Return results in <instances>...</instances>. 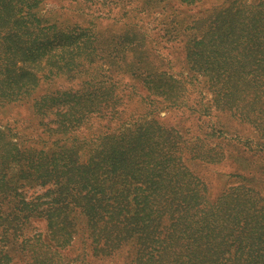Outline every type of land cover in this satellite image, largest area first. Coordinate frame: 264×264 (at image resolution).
Segmentation results:
<instances>
[{"label":"rangeland","instance_id":"obj_1","mask_svg":"<svg viewBox=\"0 0 264 264\" xmlns=\"http://www.w3.org/2000/svg\"><path fill=\"white\" fill-rule=\"evenodd\" d=\"M83 3L44 0L39 11L44 16L72 21L99 16V29L107 31L108 36L111 32L128 33L126 22H136L148 41V60L159 70L158 75L164 72L158 80L167 82L150 90L143 82L146 80L125 74L111 76L122 96L118 105L120 120L128 121L123 125V129H129L124 134L144 132V124L151 123L149 134L135 149L131 138V142H121L125 167L115 185L105 189L119 194L120 202L115 204L142 213L150 206L160 209L166 214L157 218L164 232L170 223L165 216L182 206L196 204L193 193L198 194L204 208L211 207L216 197L234 193L252 196L255 205L246 201V206L263 205L264 0H196L194 4L131 0L125 7ZM79 6L88 8L81 12ZM132 8H136L135 15ZM182 18L187 25L176 26ZM194 37L203 43L188 51L186 42ZM104 53L91 52L87 57L83 49L69 66L57 67L53 72L40 70L41 80L32 94L18 102L0 104L1 153L5 155L4 140L9 139L18 143L21 162L26 163L17 162L9 171L0 157V172L14 176L10 183L0 182V256L8 253L4 264H133L131 258L139 256L138 250H145L148 245L146 236L118 246L104 238H94L86 214L80 212L92 204L102 208L112 203L106 194L97 195L95 189L83 197L86 190L78 194L74 188V204L68 213L69 218L76 219L72 229H62L71 226L69 219L56 224L40 216L25 220L24 213H12L19 199L17 193L37 209L50 206L48 188L52 183L45 168H50L46 162L56 149L55 121L62 111L61 106H52L71 98L97 70L109 72L101 57ZM40 97L52 107H45V114L37 113L32 106L33 99ZM122 121L92 116L79 126L74 132L71 165L75 169L80 166L81 170L95 167L96 180L100 181L110 164L106 162L113 142L110 136L118 134ZM146 152H150V157ZM134 157L151 160L153 167L139 164L140 170L133 172L136 166L130 161ZM36 162L40 164L39 173L35 172ZM75 182L76 178L70 185ZM222 204H231L238 211L244 207L226 197ZM147 257L148 254L141 255L137 261ZM151 262L149 259L144 264Z\"/></svg>","mask_w":264,"mask_h":264},{"label":"trees","instance_id":"obj_2","mask_svg":"<svg viewBox=\"0 0 264 264\" xmlns=\"http://www.w3.org/2000/svg\"><path fill=\"white\" fill-rule=\"evenodd\" d=\"M43 1L0 0V104L18 102L23 96L32 94L40 83L41 76L38 74L40 70L47 69L53 72L57 67L69 66L73 63L75 55H80L83 49L87 57L91 52L96 54L103 50L105 53L101 57L104 58L103 63L108 64L109 72L104 74L97 70L71 98L52 106L57 108L61 106L59 108L62 109L55 121L58 133L55 140L56 149L51 153L49 162H46L50 168H45V173L50 176L52 183V187L48 188L52 202L48 209H37L33 202L25 200L21 193H17L19 199L15 201L12 213L15 216L24 213L25 220L40 216L56 224L69 219L71 226H63L62 229L65 227L72 229L76 219L69 218L68 213L74 204V188L78 194L86 190L83 197L95 189L97 195L106 194L112 203H107V207L102 208L92 204L80 212L86 214V220L93 228L91 233L94 238H104L112 245L118 246L129 241L137 242L142 236L147 237L146 249L138 250L137 253L139 256L148 254V257L139 262L137 261L139 256H134L131 258L133 264H144V261L149 259L152 264H264V204L256 208L252 205L246 206V201L255 205L252 196L240 193L228 196L222 194L214 199L211 207L204 208L200 206L198 194L196 196L193 193L192 198L197 200L194 206H182L170 216H165L170 222L165 226L167 232H164V228L158 222L159 217L166 215L160 209L150 206L146 213H142L141 210L132 211L115 204L120 202L119 194L115 195L113 190L105 189L115 185L116 179L120 177L125 167L121 142H131L132 139L135 149L136 144H140L145 135L149 134L147 131L151 123L144 124L146 126L144 132L126 134L131 137L124 134V131L129 129H123V125L128 121L120 120L118 105L122 103V96L116 91L117 84L111 76L125 74L133 79L146 80L143 82L153 90L154 87H161L167 83L158 80L162 78L164 72L158 75L159 70L148 60L149 49H145L149 48L146 46L148 41L145 34L139 31L136 22H126L128 33L111 32L108 36L107 31L99 29L101 17L91 16L72 21L57 19L58 17L54 15L44 16L39 11ZM144 1L156 4L165 0ZM179 1L194 4L196 0ZM82 2L125 7L131 0H82ZM82 8L78 7L81 12L84 11ZM134 9L136 8L130 11L135 15ZM117 21L120 22L121 19L117 18ZM185 21L183 18L178 19L176 26L178 23L187 25L184 24ZM200 42L203 43L196 37L191 38L186 42V49L189 51ZM190 54L191 51L187 56ZM86 55L82 57L86 58ZM42 97L34 98L32 106L36 107L37 113L45 114V107H52L50 102ZM92 116H99L111 122L115 119L122 121L117 127L118 134L110 136L113 142L106 156V162L110 164L109 168H105V165L101 167L106 171L100 181L96 180L95 167L81 170L78 166L75 169L70 159L76 139L74 132ZM71 133L74 136L72 138ZM17 144L9 139L4 140L5 155L0 150V157L4 158L5 168L9 171L17 162L26 165L21 162L22 152L18 150ZM150 148L148 144L147 151ZM39 152L46 154L41 149ZM146 155L150 157L151 154L146 152ZM42 158L41 156L40 159ZM130 162L136 166L132 169L133 172L140 170L139 164L146 165L148 169L153 167L149 159L139 161L134 157ZM39 169L40 164L36 162L35 172L39 173ZM0 173L2 174L0 182L14 181V176H10L9 173ZM74 178L76 182L71 186L70 182ZM30 179L31 176L28 180ZM134 196L135 199L138 198V194ZM224 197L236 200L244 207L239 211L231 207V204L225 207L222 204ZM101 200L103 201V197ZM68 233L70 232H66ZM7 258L8 253L2 252L0 264L6 263Z\"/></svg>","mask_w":264,"mask_h":264}]
</instances>
